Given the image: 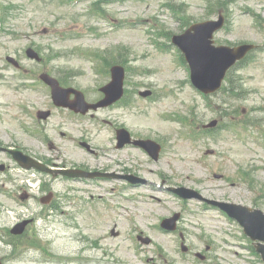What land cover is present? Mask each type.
Wrapping results in <instances>:
<instances>
[{"label":"rangeland","instance_id":"obj_1","mask_svg":"<svg viewBox=\"0 0 264 264\" xmlns=\"http://www.w3.org/2000/svg\"><path fill=\"white\" fill-rule=\"evenodd\" d=\"M215 2L216 13L226 11L227 21L214 42L253 44L257 51L232 72L239 92L204 100L190 88L189 74L175 54L160 48L170 44L166 34L181 35L194 23L217 20L218 14H206ZM166 3L182 4L181 11L175 16L164 8ZM87 12L86 0H0V142L51 166L132 174L149 185L130 189L115 178L78 182L41 173L37 177L45 191L24 203L17 189L0 180V262L254 264L248 248L255 244L237 222L167 189L184 188L188 195L198 193L264 213V0H121L104 9L93 24L82 18ZM29 46L43 64L25 57ZM6 56L25 69L66 74L90 102L110 81L108 69L123 66L131 105L89 112L78 126L63 110L51 107L38 84L34 92L21 89ZM145 88L154 94L146 101L137 94ZM39 109L51 111L46 130L38 131L45 140L34 135L31 120ZM116 125L160 144L157 161L134 148L116 150ZM211 125L217 131L205 134ZM59 127L67 135L57 134ZM81 141L95 157L80 149ZM0 161L9 163L4 154ZM49 193L53 201L40 204L38 197ZM174 213L181 216L176 231L160 230L161 219ZM24 216L35 221L24 226L21 236L12 235ZM137 236L150 242L142 243Z\"/></svg>","mask_w":264,"mask_h":264},{"label":"water","instance_id":"obj_2","mask_svg":"<svg viewBox=\"0 0 264 264\" xmlns=\"http://www.w3.org/2000/svg\"><path fill=\"white\" fill-rule=\"evenodd\" d=\"M216 29V26L211 23L197 25L193 27L194 35L187 32L185 36L177 38L175 43L178 44L185 53L186 60L188 61L192 73L193 82L200 89L205 92H214L219 88L220 82L226 72V70L237 60L243 57L241 49L227 50L226 48H213L210 46L211 33ZM185 39H190L191 43L185 42ZM30 57H36L34 53L28 51ZM122 81L123 70L119 67L112 69V82L103 89L106 94V99L101 103L102 106L109 105L118 100L122 95ZM53 88L56 95L57 89L53 85V81H47ZM147 95V94H143ZM58 105L70 106L76 111L79 108L75 105L67 104L65 102H58ZM82 112H85L83 110ZM46 117L47 114H44ZM120 145L122 146L127 142V136L124 132H121L119 136ZM14 158L21 164V166L30 168V161L23 158L19 153H13ZM156 157V153L153 154ZM37 167V166H36ZM230 208V209H229ZM225 208L231 216L237 218V220L244 227L245 232L253 240H259L264 242V217H250L247 215V211L240 213L239 208ZM260 216V214H255ZM172 221H167L165 227L172 228L170 225ZM22 228V226H20ZM19 229H17V233ZM258 252L261 254L264 261V245L258 246Z\"/></svg>","mask_w":264,"mask_h":264},{"label":"trees","instance_id":"obj_3","mask_svg":"<svg viewBox=\"0 0 264 264\" xmlns=\"http://www.w3.org/2000/svg\"><path fill=\"white\" fill-rule=\"evenodd\" d=\"M225 90H226V88H225ZM234 90H235V88H234Z\"/></svg>","mask_w":264,"mask_h":264}]
</instances>
